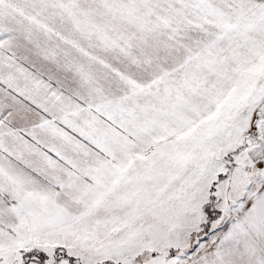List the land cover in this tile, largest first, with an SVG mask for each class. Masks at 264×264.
<instances>
[{"label": "snow or ice", "instance_id": "1", "mask_svg": "<svg viewBox=\"0 0 264 264\" xmlns=\"http://www.w3.org/2000/svg\"><path fill=\"white\" fill-rule=\"evenodd\" d=\"M0 264H264V0H0Z\"/></svg>", "mask_w": 264, "mask_h": 264}]
</instances>
